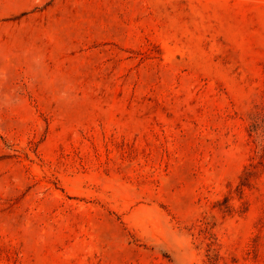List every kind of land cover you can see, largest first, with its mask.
Masks as SVG:
<instances>
[{"label": "rangeland", "instance_id": "obj_1", "mask_svg": "<svg viewBox=\"0 0 264 264\" xmlns=\"http://www.w3.org/2000/svg\"><path fill=\"white\" fill-rule=\"evenodd\" d=\"M0 264H264V0H0Z\"/></svg>", "mask_w": 264, "mask_h": 264}]
</instances>
